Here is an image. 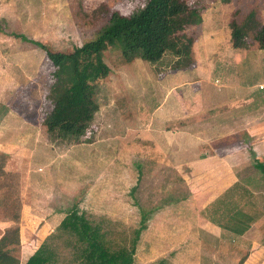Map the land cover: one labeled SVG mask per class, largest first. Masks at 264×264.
I'll list each match as a JSON object with an SVG mask.
<instances>
[{
    "label": "rangeland",
    "instance_id": "rangeland-1",
    "mask_svg": "<svg viewBox=\"0 0 264 264\" xmlns=\"http://www.w3.org/2000/svg\"><path fill=\"white\" fill-rule=\"evenodd\" d=\"M144 1L18 0L5 13L0 11V200L8 196L7 204L0 202V234L10 224L6 218L17 213L18 254L24 263L68 210L74 209L106 230L113 248L134 247L137 264H264L261 251L247 259L251 253L247 237L234 245L212 237L208 214L194 208L180 172L167 159L155 157L149 141L143 142L139 131L133 132L134 109L150 104L152 88L146 84L141 90L138 80L119 77V70L129 66L119 47L108 46L103 52L110 72L99 81L101 105L94 120V141L65 147L47 139L44 120L71 81L55 69L44 50L15 33L41 41L52 52H69L74 45L94 39L112 12L129 14ZM186 1L204 5V23L189 27L187 34L196 38L204 31L212 32L220 51L228 55L237 48L245 54L237 59L242 62L241 79L261 82L264 51L251 37L236 44L232 25L251 10L255 25L262 24L264 0ZM215 57L206 60L208 65L214 67L215 60L230 58ZM165 59L171 63L170 57ZM165 59L163 73L168 70ZM206 75L207 83L225 81L221 68ZM252 204L262 207L259 201ZM218 208L216 204L211 211L215 217ZM142 212L146 227L134 243ZM60 248L71 257V247Z\"/></svg>",
    "mask_w": 264,
    "mask_h": 264
},
{
    "label": "crops",
    "instance_id": "crops-1",
    "mask_svg": "<svg viewBox=\"0 0 264 264\" xmlns=\"http://www.w3.org/2000/svg\"><path fill=\"white\" fill-rule=\"evenodd\" d=\"M16 1L0 0L1 13L14 7ZM46 4L44 1L42 6ZM204 32L193 38L189 59L194 60L187 64L177 65L180 54H166L171 62L168 64L165 59L168 70L156 76L151 65L137 55L128 68L119 70V77L138 80V89L142 90L146 84L152 88L150 104L134 109L132 129L136 134L139 131L143 142L149 141L155 157L167 159L180 172L194 208L205 209L208 218L219 197L238 185L234 193L236 201L257 216L248 229L240 235L231 234L233 242H229L220 226L206 221L218 242L234 245L247 237L251 252L247 259H254L261 251L263 260L264 172L257 164H264V75L259 83L243 81L239 71L242 62L237 59L245 54L237 48H232L229 55L220 51L218 37ZM215 56L232 58L226 62L223 58L222 62L215 60L214 67L208 65L206 60ZM213 68H221L224 82L219 78L207 83L206 73ZM254 200L261 202L262 207L254 206Z\"/></svg>",
    "mask_w": 264,
    "mask_h": 264
},
{
    "label": "trees",
    "instance_id": "trees-1",
    "mask_svg": "<svg viewBox=\"0 0 264 264\" xmlns=\"http://www.w3.org/2000/svg\"><path fill=\"white\" fill-rule=\"evenodd\" d=\"M230 0H223L229 2ZM202 2L188 3L186 0H145L142 6L129 14L112 12L98 35L81 45H74L69 52H52L41 41L17 34L23 41L31 42L46 52L55 69L60 70L71 83L58 95L44 120L47 139L52 144L94 141L95 115L100 109L99 81L110 72L103 52L108 46H117L126 62L139 55L152 67L156 76L165 71L166 53L180 54L177 65L189 62L192 36L186 30L202 21ZM253 10L232 25V38L242 45L249 37L264 51V22L255 25ZM262 93V91H261ZM255 96V95H254ZM1 158V156H0ZM259 165V166H258ZM264 172V164H257ZM0 171H3L0 164ZM238 185L227 189L216 201L220 208L210 220L220 226L224 236L244 233L256 219L236 201L234 193ZM241 197V196H240ZM7 198L0 202L7 204ZM5 208V212L8 209ZM10 224L0 235V264H137L134 247L113 248L107 240V231L74 209L68 210L35 251L22 263L18 254L21 244L19 215L6 218ZM146 213L142 212L140 225L135 229L133 242L146 227ZM229 242H233L230 240ZM60 245L71 247V257H66ZM60 248V249H59ZM152 264V263H151Z\"/></svg>",
    "mask_w": 264,
    "mask_h": 264
},
{
    "label": "built area",
    "instance_id": "built-area-1",
    "mask_svg": "<svg viewBox=\"0 0 264 264\" xmlns=\"http://www.w3.org/2000/svg\"><path fill=\"white\" fill-rule=\"evenodd\" d=\"M260 87L262 88V87H263V85H260Z\"/></svg>",
    "mask_w": 264,
    "mask_h": 264
}]
</instances>
